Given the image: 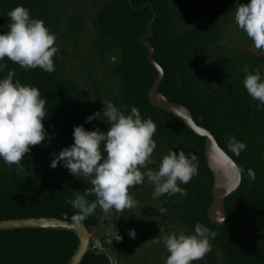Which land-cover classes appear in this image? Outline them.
<instances>
[{
	"label": "trees",
	"instance_id": "16d2710c",
	"mask_svg": "<svg viewBox=\"0 0 264 264\" xmlns=\"http://www.w3.org/2000/svg\"><path fill=\"white\" fill-rule=\"evenodd\" d=\"M231 0H111L97 13L95 28L99 37L111 39L117 60L106 65L107 71L119 81V92L111 102L120 107L139 109L142 118H151L156 125L154 152L165 155L172 148L198 158V174L184 184L185 195L158 197L162 207L191 232L199 222L217 233L210 244L222 253L223 264H264V244L243 219L232 211L244 213L264 224V109L257 110L258 101L248 96L243 87L247 65L249 71L263 73V59L248 53L238 54L225 64L208 70L206 56L218 41L221 28L215 22L205 23L227 12ZM26 8L30 16L44 22L51 33L57 29V16L51 0H0V34L8 29L7 12L16 6ZM175 15L179 25L175 22ZM74 33L80 19L70 20ZM181 29V30H179ZM144 42L150 43L153 59L162 70L158 86L169 101L185 106L199 126L208 130L235 164L243 170L240 186L224 200L225 221L210 223L206 211L211 202L212 174L204 157V137L195 135L180 119L148 101L150 87L157 71L147 59ZM55 71L51 74L39 68L25 71L6 58L0 78L13 70V81L36 87L46 99V120L59 142L58 153L71 145L73 129L83 125L85 130H106V118L85 123L93 111L79 109L72 95V86L61 70V60L53 56ZM98 106V105H97ZM102 115V113H101ZM246 144L235 156L228 151V137ZM34 161L28 152L14 168H26V173L0 170V221L25 218H57L71 221L75 209L67 203L76 194L60 183L51 160ZM255 172L248 178L247 170ZM132 189L139 191L137 185ZM87 229L96 225L92 215L82 223ZM78 245L76 236L65 230L17 229L0 231V264H67ZM80 264H110L108 259L89 250ZM209 264L216 262L209 258Z\"/></svg>",
	"mask_w": 264,
	"mask_h": 264
},
{
	"label": "clouds",
	"instance_id": "9594fccd",
	"mask_svg": "<svg viewBox=\"0 0 264 264\" xmlns=\"http://www.w3.org/2000/svg\"><path fill=\"white\" fill-rule=\"evenodd\" d=\"M7 17L8 30L0 34V61L6 58L25 71L39 68L53 73L55 65L52 58L58 52V46H54L56 34L51 33L42 20L31 17L23 6L9 10ZM234 21L253 46L264 51V0L237 3ZM5 67L4 63H0V71ZM243 72V87L249 97L258 101L257 110L260 111L264 109V75L259 70L249 71L247 65L243 67ZM14 75L15 72L9 70L5 77L0 78V160L8 166H19L25 154L30 152V146L51 140L42 123L48 114L46 99L41 98L36 87L21 84L18 79L13 81ZM128 107H117L111 101L103 104L102 115L101 112H94L85 123L106 118V130L101 131L97 127L88 131L83 125L75 126L72 133L74 142L51 160L49 167L53 169L59 163L76 177L91 178V188L84 195H76L67 201L76 210L70 218L76 224L93 215L98 207L104 213L136 207L137 202L130 189L145 181L154 185L153 197L165 194L183 196L185 190L178 184H188L198 174L197 156L182 149L174 152L170 148L156 169L148 168V165L156 163L152 159L156 148L153 139L156 125L150 117L142 118L137 107L132 106L130 110ZM213 147L221 157L226 158L222 149L216 145ZM227 148L239 156L246 149V144L230 136ZM228 163L232 165L228 176L238 185L243 170L230 158ZM247 174L250 180L255 179L254 170L248 169ZM89 195L95 197L91 202L86 199ZM216 235L215 231L197 222L191 234L179 231L163 236L168 253L165 264H193L202 260L211 252L210 241ZM128 236L134 239L135 230L130 229ZM108 237L110 243L122 240L114 226Z\"/></svg>",
	"mask_w": 264,
	"mask_h": 264
},
{
	"label": "rangeland",
	"instance_id": "374dc122",
	"mask_svg": "<svg viewBox=\"0 0 264 264\" xmlns=\"http://www.w3.org/2000/svg\"><path fill=\"white\" fill-rule=\"evenodd\" d=\"M51 1L52 10L57 16V29L54 32L57 39L54 41V46H58L56 55L61 60L64 78L72 86L73 100L79 109L93 111L98 108L102 113L103 104L106 105L119 92V81L105 67L117 60L115 44L109 38L99 37L95 28L98 11L111 0ZM248 2L249 0H231L225 14L205 21V23L215 22L222 29L218 41L210 47L207 53L206 67L208 70L215 71L228 60L244 53L260 57L264 62V51L256 49L234 21L237 3L247 4ZM74 17L80 19V28L76 33L72 31L70 22ZM175 22L179 25L176 15ZM42 123L51 136V140L48 142L46 139L40 145L30 146L34 161L39 162L58 154L59 150L57 136L49 126L46 117ZM164 155V150L154 152L152 159L156 163L148 165V168L156 169ZM262 161L264 163V148ZM0 170L27 172L26 168L8 166L2 160H0ZM58 177L60 183L70 187L76 195H84L85 191L91 188L90 177H76L62 166ZM138 186L139 191L130 189L131 195L137 202L136 207L122 212L113 210L109 213H104L98 207L92 215L96 220V225L89 228V250L104 255L110 264H165L168 253L162 237L179 231H184L186 234L192 233L175 221L174 216L162 207L160 200L152 196L154 185L145 181ZM178 186L183 188L184 184H178ZM86 199L91 202L95 197L89 195ZM230 213L243 219L256 234L258 240L264 244V224L252 217H245L241 212L232 211ZM113 226L121 235L122 240L119 242L113 240L110 243L108 233L113 230ZM130 229L135 230L134 239L128 236ZM157 240L160 242L157 243ZM211 248V252L202 260L194 261L193 264H209V258L213 259L216 264H223L219 248L213 245Z\"/></svg>",
	"mask_w": 264,
	"mask_h": 264
},
{
	"label": "water",
	"instance_id": "95a60500",
	"mask_svg": "<svg viewBox=\"0 0 264 264\" xmlns=\"http://www.w3.org/2000/svg\"><path fill=\"white\" fill-rule=\"evenodd\" d=\"M147 49V59L151 66L157 71V77L150 87L148 93L149 104L157 109H161L181 122L190 129L195 135L204 137V157L206 166L212 174L211 202L207 208L206 215L210 223L221 225L225 221L224 200L240 186L232 182L228 176L232 165L228 163L230 158L228 154L217 144L211 133L205 128L195 123L189 110L178 103L171 102L166 96L158 90L162 78V70L153 59V49L150 43L144 42ZM213 145L222 149L226 154L221 157ZM231 161H233L230 158ZM235 163V162H234ZM236 165V164H235ZM237 166V165H236ZM17 229H51L65 230L72 232L77 240V248L67 264H80L85 254L89 251L90 232L82 224H76L72 221H63L57 218H25L0 221V231H9Z\"/></svg>",
	"mask_w": 264,
	"mask_h": 264
}]
</instances>
